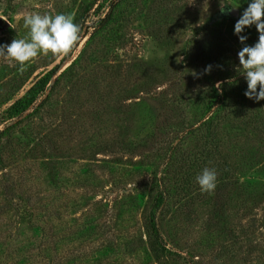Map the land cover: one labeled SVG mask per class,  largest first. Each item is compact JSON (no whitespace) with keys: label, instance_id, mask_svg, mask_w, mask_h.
I'll return each mask as SVG.
<instances>
[{"label":"rangeland","instance_id":"obj_1","mask_svg":"<svg viewBox=\"0 0 264 264\" xmlns=\"http://www.w3.org/2000/svg\"><path fill=\"white\" fill-rule=\"evenodd\" d=\"M158 1L127 0L102 29L116 0H0V45L29 38V14H67L81 28L68 56L41 53L23 70L0 57V248L16 249L0 264H14L21 247L31 256L17 264H264V185L260 200L245 195L247 181L264 182V141L231 121L207 144L219 147L209 159L204 137L186 132L202 95L225 77L237 81L230 101L257 102L239 95L247 82L236 71L234 25L250 0H161L168 9L156 22ZM221 3L238 13H221ZM242 34L249 45L258 40L255 25ZM54 67L46 89L11 115ZM223 157L232 183L220 205L196 176L213 168L218 185ZM182 173L190 174L185 189ZM157 180L177 184L159 226L178 254L160 259L145 232Z\"/></svg>","mask_w":264,"mask_h":264},{"label":"trees","instance_id":"obj_2","mask_svg":"<svg viewBox=\"0 0 264 264\" xmlns=\"http://www.w3.org/2000/svg\"><path fill=\"white\" fill-rule=\"evenodd\" d=\"M92 2L93 1H91L90 4H92ZM126 2L127 0H116V2L110 6L109 10L101 18L99 26H101L102 29H107L110 23L117 20L121 14V9L118 8V6L123 5ZM87 8L88 6L82 7V10L79 12V15H77L76 18L78 17L79 19H82L85 15L84 12ZM167 9L168 8L165 7V2H162L161 0L157 2V7L153 9L154 19L156 22L159 21V18L161 16L160 14L166 13ZM75 59L77 60V57ZM56 68L57 67H54L53 69L48 70L46 73H44L32 84V86L22 96L17 98L12 103L9 109L11 115L22 112L31 103H33L36 97H38L39 94L46 89V83L49 81ZM70 68L71 66L66 67L64 70L61 71L60 74L63 75L65 72L69 71ZM58 77L56 78V80L58 79ZM226 78L227 77L224 78V81L227 80ZM225 84L223 85L222 93L219 92L215 85L212 84L208 92L202 95L201 101H199L200 104L198 118L195 122H192L187 125L188 130H186V132L195 133L196 135L204 137L206 147L204 146L203 152H205V154L203 153V155L209 159L211 157V154L215 151L217 152L219 147L217 143L213 144V147L210 148L207 144H212L214 140L218 139L217 137L219 133V128H221L223 124H226L228 122L230 123L231 121L242 120V122H244L246 126H251V133L252 135H254V138H257L259 142L264 141V112L263 114L260 112V110H264V108L261 109L262 105L264 107V100L256 102L255 105L247 103L246 101H230L235 87L234 85ZM240 89L241 91L239 95L241 97H244L245 89L242 87ZM175 147L177 146L175 145ZM172 148L173 145L169 147L170 150ZM223 158L224 159L222 161L224 163H222L220 166V183L216 186L214 191L215 199L220 205L225 199L224 195L227 192L226 188H228V186L232 183V166L229 163L227 157ZM189 175L190 174L188 173H182L180 175V183L177 182L180 189H185L186 187L188 188V186L190 185ZM175 182L168 184L163 181L164 185L162 186L160 180L156 181L157 186H159V188H157L156 190L152 204L145 217V232L147 234V242L151 252L155 255L157 259H160V257L162 256L169 257L171 255L178 254V252H176L174 249L167 245V242L159 226L162 206L167 201V198L173 192H176L177 184L175 185ZM263 183L264 182L260 181H247L248 185L246 184L247 189L245 190V195H252L253 197H255V199L260 200L263 194ZM243 203L245 202L243 201ZM9 250H12L14 252L16 249L8 245H3V247L0 248V255L3 254V258L0 260V263H4V253ZM17 250H19L21 254H17L14 258L10 257V261L14 259V264H17L24 260H29V256L31 255L30 249H28V247H21V249L18 248ZM190 260H192L191 264H195V261L192 258Z\"/></svg>","mask_w":264,"mask_h":264},{"label":"clouds","instance_id":"obj_3","mask_svg":"<svg viewBox=\"0 0 264 264\" xmlns=\"http://www.w3.org/2000/svg\"><path fill=\"white\" fill-rule=\"evenodd\" d=\"M220 11L229 14L232 8H226L225 4L221 3ZM253 25L259 35L258 40L249 45L246 43L248 36L242 33ZM24 27L29 29L28 39H13L10 44L0 45V57L16 61L21 70L27 62L41 53H51L53 57L68 56L81 39L80 26L70 15L63 13L55 16L29 14L24 17ZM234 34L242 45L238 51L239 66L236 71L243 75L247 82L244 95L257 102L264 100V0H250L234 25ZM211 70L212 65H208L204 73H210ZM236 82L234 77H229L226 81H218L215 87L222 93L225 83L234 85ZM216 181L217 173L213 168L205 167L196 176V182L202 192L214 191Z\"/></svg>","mask_w":264,"mask_h":264},{"label":"water","instance_id":"obj_4","mask_svg":"<svg viewBox=\"0 0 264 264\" xmlns=\"http://www.w3.org/2000/svg\"><path fill=\"white\" fill-rule=\"evenodd\" d=\"M231 14H237L238 13V9L237 8H232V11L230 12ZM5 19H4V17H2L1 15H0V26L1 25H3V24H5Z\"/></svg>","mask_w":264,"mask_h":264}]
</instances>
